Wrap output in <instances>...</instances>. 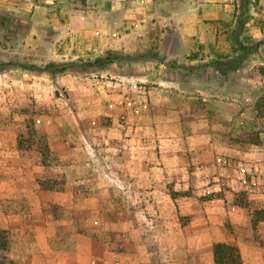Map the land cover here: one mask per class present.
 I'll list each match as a JSON object with an SVG mask.
<instances>
[{"label":"crops","instance_id":"0c3cea01","mask_svg":"<svg viewBox=\"0 0 264 264\" xmlns=\"http://www.w3.org/2000/svg\"><path fill=\"white\" fill-rule=\"evenodd\" d=\"M106 57L113 60L104 62ZM128 58L137 60H114ZM50 63L64 64L62 74L88 66L104 72L122 68L112 85L150 79L162 93L156 117L113 119L98 136L87 135L79 122L75 134L68 127L55 133L48 125L50 150L68 159L67 184L90 180L83 178L86 171L97 186L123 185L129 188L125 197L159 207L172 202L171 191L187 190L189 175L204 186L202 192L220 191L230 167L238 175L248 170L237 162L242 155H257L244 152L236 139L257 123L264 128V0H0V73L41 74L42 82L20 78V88L45 82L50 87ZM146 66L152 69L146 72ZM182 107L201 112L185 117ZM89 138L92 150L82 146ZM114 140L120 144L111 146ZM189 164L197 172L189 174ZM221 197L202 213H231L234 206ZM263 225H257L259 232ZM34 246L56 249L50 243ZM207 250L210 255L212 246ZM95 255L91 251L85 259L93 264ZM51 257L42 264H77L61 252Z\"/></svg>","mask_w":264,"mask_h":264},{"label":"rangeland","instance_id":"374dc122","mask_svg":"<svg viewBox=\"0 0 264 264\" xmlns=\"http://www.w3.org/2000/svg\"><path fill=\"white\" fill-rule=\"evenodd\" d=\"M63 68L51 71L50 87L45 82L40 88H20V78L42 82L44 75H20L9 70L0 73V229L10 235L11 261L42 264L43 259L52 255L57 258L61 252L64 258L76 259L77 264H92V260L85 258L93 251V264H214L212 252L207 253L208 246L225 243L236 247L240 244L246 264H264V225L262 232L258 226L254 229L248 210L236 205L246 203L264 211L261 123L236 139L244 152L252 149V154H257L242 155L237 160L248 170L238 175L230 167L229 177L220 178V191L216 193L202 192L204 186L198 185L195 175H189L187 190L171 191L172 202L159 203L157 207L141 198L125 197L129 188L123 185L93 184L94 176L86 171L83 178L90 180L77 178L67 184L63 168L68 159L51 151L47 165L43 166L40 155L32 149L33 138L28 133L31 127L35 139L45 138L48 146V125L52 132L66 131L68 127L75 134L74 125L79 122L87 135L98 136L106 132L113 119L123 122L127 118L156 117L162 93L150 79L129 87L112 85L116 79L113 77L122 73V68L104 72L88 66L78 73H59ZM144 69L148 72L152 68ZM2 80L9 83L1 84ZM262 108H257L258 116ZM182 111L186 117L200 114L201 108L182 107ZM20 135L21 150L17 144ZM109 144L115 146L120 142L114 140ZM93 145L90 138L82 143L91 150ZM186 161L190 163L188 158ZM196 168L189 164V174L197 172ZM222 195L227 197L225 203L234 206L235 209H229L231 213H202L211 201L216 205V199ZM218 204L222 206L221 202ZM59 241L64 244L61 249ZM37 243L54 244L56 249L37 248ZM123 253L127 257H122Z\"/></svg>","mask_w":264,"mask_h":264},{"label":"trees","instance_id":"16d2710c","mask_svg":"<svg viewBox=\"0 0 264 264\" xmlns=\"http://www.w3.org/2000/svg\"><path fill=\"white\" fill-rule=\"evenodd\" d=\"M102 61L97 59V62ZM104 62L109 61V57L103 59ZM57 67H64V64H48L45 67V70L52 73L51 71ZM30 137L33 138L32 149L36 150L41 157V164L43 166L47 165V160L51 156V150L48 144L45 141V138L35 139V130L31 127L28 130ZM21 138L20 135L17 139L18 149L21 148ZM41 145V146H39ZM39 186H42V183L39 182ZM241 208H245L249 212L250 222L254 229L257 225L264 221V211L260 208L253 207L254 205H247L246 203L236 204ZM257 233V231H256ZM10 235L6 230L0 229V264H16L8 258V246H9ZM212 258L214 264H242V257L239 249L236 246L225 244V243H214L212 245Z\"/></svg>","mask_w":264,"mask_h":264}]
</instances>
